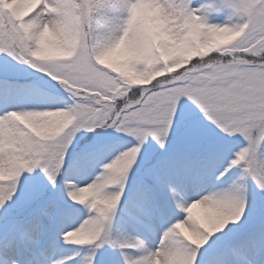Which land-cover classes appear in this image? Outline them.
I'll use <instances>...</instances> for the list:
<instances>
[{"label":"snow or ice","instance_id":"6c2138e0","mask_svg":"<svg viewBox=\"0 0 264 264\" xmlns=\"http://www.w3.org/2000/svg\"><path fill=\"white\" fill-rule=\"evenodd\" d=\"M0 264H264V0H0Z\"/></svg>","mask_w":264,"mask_h":264}]
</instances>
